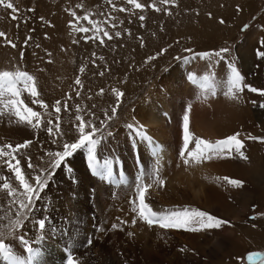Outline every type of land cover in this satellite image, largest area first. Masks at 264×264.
<instances>
[{
	"label": "rangeland",
	"instance_id": "1",
	"mask_svg": "<svg viewBox=\"0 0 264 264\" xmlns=\"http://www.w3.org/2000/svg\"><path fill=\"white\" fill-rule=\"evenodd\" d=\"M12 2L19 9L18 18L11 19V10L0 6V31L5 32L7 38L17 47H10L4 38H0V69H10L19 65L29 72L35 71L36 74H42L43 71L38 72L37 69L43 68L45 71L49 66V68L62 70L69 79H59L60 83L62 82L61 86L66 87L57 95L48 93L49 88L46 82L43 81L45 84L42 87L38 84L39 99L48 104L47 111L37 104H32L31 98L24 94L25 103H28L33 110L39 111L44 122L40 128L35 129L37 137L34 139V146L32 144L30 150H26L21 155L22 158H19L24 168L25 165L27 168L29 156L37 169L44 168L49 160L46 152L60 150L59 142L53 144L52 138L44 131L49 119L55 122L57 115L53 109L55 100L61 101L59 115L64 140L72 141L76 137L74 128V125L78 123L75 119L76 115H82L85 121L91 118L93 123L99 126V120L104 118V111L108 110L111 114L110 110L116 103L113 89H118L124 93V96L117 117L111 122L110 128L114 134H123L124 124L129 123L131 111L145 100L153 91L152 89L163 86L159 85L163 74L177 72L181 75L179 82H186L189 90L186 94V104L193 103L195 106V111L188 113L189 131L192 134L189 149L195 148L196 137L212 142L217 140L196 131L191 120L193 113L205 106L208 109L212 103L234 102L239 106L252 108L254 118L253 121L240 124L234 131V133H240V139L245 144L243 151L249 159L245 161L235 153L231 158L234 162L248 166L252 173L250 176H253L255 172L259 173L258 169L264 170V167L258 168L255 162L257 157H264V142L248 138L249 136L264 137V125L261 123L264 122V109L259 107L264 103V96L247 89L241 94L239 101L224 95L227 90L226 80L230 73L229 62H234L245 76V83L264 89V58L257 55L258 50L264 51V46L260 44V41L264 40V0H174V3L168 5H162L160 0H138L144 5L143 9H136L134 5L127 4L126 0H113L117 9H127L124 12L114 10L107 0H12ZM153 3L161 11H155L149 6ZM77 4L82 5V8H76ZM29 9L35 11H29ZM71 11H75L78 16L91 14V19L99 22V27L113 35L116 31H120L122 36L114 37L111 41L105 38L103 45L98 40L85 42L84 35L94 36L95 30L87 21L81 20L79 23L92 31L87 34L73 31L69 27V21L73 19L70 15ZM141 15L145 16L144 21H140ZM109 16L114 18L111 23L116 24L115 28H112L110 23L104 22ZM40 17H44V20L41 21ZM221 19L224 20L223 24L220 23ZM245 25H248L247 29L242 30ZM126 29L131 31L130 36ZM45 33L48 38H45ZM27 36H31L32 39L25 45L24 40ZM141 37L143 46H141ZM221 47H228L230 52L220 63L209 62L199 57L194 58L196 52L214 51ZM163 48H168V51L157 56ZM186 48H191L193 52H185ZM45 50L52 53L51 57L46 56ZM21 51L25 53L23 59L20 57ZM93 53L95 56L92 55ZM150 56H157V58L149 61ZM48 59H51L52 63H47ZM81 67L85 69L83 73L79 71ZM102 71L103 76L100 75ZM205 75H209L208 81L204 80ZM77 77L80 78L82 87L74 83ZM38 82L40 83L39 80ZM213 83L216 85L214 96L210 94L213 91ZM46 85L47 89L43 88ZM201 85H206L207 91L202 89ZM101 89L103 94H100ZM162 89L164 90V87L160 90ZM178 89L175 93H178ZM76 91H79V96L76 95ZM68 93L72 96L70 100H67ZM203 95H207L208 98L204 99ZM65 100L68 103V111L63 108ZM252 101H256V104ZM76 105H80L79 113L76 111ZM196 106L199 107L196 108ZM3 159L0 161L3 162ZM3 168L7 172L6 167L3 166ZM27 170L31 179L35 172L29 168ZM241 180L245 181L242 188H235L229 184L232 190L237 192L233 201L235 217L230 220L233 227L227 228L224 225L220 229L200 233H207L210 240L218 237L223 240V237L229 234L228 229L234 230L233 235L231 234L232 247H223L211 258L191 250L187 251L188 254H196L197 258L201 257L206 264H226L231 259H234L233 264H250L247 259L250 252L264 253V215H262L264 214V175L254 179L241 178ZM10 182L13 187L19 188L15 179H10ZM16 210V205L9 208L4 192H0V217L7 212L14 218ZM213 215L225 220L230 219L222 214ZM253 216L257 219L252 220ZM5 223L7 221L0 220V226ZM253 224L256 226L253 227ZM23 231H25V222L23 228L19 229L15 235H24ZM13 239L8 237L6 243L10 244L16 253L25 255L26 252L21 244H15L20 242ZM227 253H230L228 258Z\"/></svg>",
	"mask_w": 264,
	"mask_h": 264
},
{
	"label": "bare ground",
	"instance_id": "2",
	"mask_svg": "<svg viewBox=\"0 0 264 264\" xmlns=\"http://www.w3.org/2000/svg\"><path fill=\"white\" fill-rule=\"evenodd\" d=\"M34 72L30 73L37 77L41 87L44 82L47 83L48 87L46 85L43 88H49L48 93L57 95L66 87L61 86L60 81L66 78L67 74L60 69L48 66L42 74ZM179 76L181 75L177 72L163 74L159 85H163L161 87H164V90H160L161 87L152 89L145 100L131 111L129 123L135 120L144 124L148 134L155 141L154 145L140 141L134 150L130 143L131 130L125 123L123 134H114L103 140V144L97 149L98 160L101 163L104 159L112 160L115 179H126V184H106L99 177L92 175L86 150H78L56 171L48 187L41 193V199L36 201L35 210L30 219L25 221V231L22 232L26 239L33 242V247L43 253L38 264H64L66 248L72 249L80 264H206L201 257L197 258L196 254L191 255L187 251L191 250L211 258L223 247H232L234 230L228 229L229 234L224 235L223 240L219 237L210 240L207 233L162 229L157 225L150 227L131 211L130 200L136 195L135 185L139 183L141 169L146 183L152 182L154 169L157 168L160 178L165 181L162 187L150 188L146 197V202L154 211L195 208L212 215L222 214L230 218L228 221L235 217L233 201L237 192L233 191L226 181L215 178L226 176L233 179H254L264 175V170L258 169L259 173L255 172L250 176L252 173L248 166L234 162L232 158H213L201 164L189 165L182 162L179 151L181 146L183 147V116L188 115L189 104L190 112L195 111V106L193 103L186 104V94L189 90L186 82H179ZM177 89L178 93H175ZM253 112L252 108L239 106L234 102L212 103L208 109L206 106L200 108L193 113V118L192 115L190 117L199 134L219 139L233 134L240 124L253 121ZM261 123L264 125V122ZM36 137L35 129L18 123L15 119L10 120L7 116H0V144L15 145L25 140H32L34 143ZM35 147L37 148V145ZM30 148L25 151L22 149L18 158ZM255 162L258 168L264 167V157H257ZM3 166L0 161V175L5 174L10 176V179H15ZM21 167L29 177V170L26 165L24 168L22 161ZM69 168L71 171H68ZM45 216L49 218L50 223L41 233L32 223V219L38 220ZM116 217L129 221L122 226L123 230L110 227L118 222ZM133 219L137 221L135 225L131 224ZM225 226L233 227V223L230 221V225ZM100 227L105 230L99 231ZM128 232L135 235L129 237ZM41 235L43 240L35 243ZM88 238L93 241L90 246L87 245ZM230 253H227V258ZM26 254L20 255L27 256ZM233 262L234 259H231L226 264ZM0 264L5 262L0 260Z\"/></svg>",
	"mask_w": 264,
	"mask_h": 264
},
{
	"label": "snow or ice",
	"instance_id": "3",
	"mask_svg": "<svg viewBox=\"0 0 264 264\" xmlns=\"http://www.w3.org/2000/svg\"><path fill=\"white\" fill-rule=\"evenodd\" d=\"M108 4L114 10L119 12L127 11L126 8H118L113 0H107ZM127 4L134 5L136 9H143L144 5L139 3L138 0H126ZM162 5H168L174 3V0H160ZM0 6L5 9L11 10V19L16 20L18 18L17 14L19 9L14 5L12 0H0ZM155 11H161L155 3L149 5ZM76 8H82V5L77 4ZM239 10V8H238ZM29 11H35L34 9H29ZM171 15L170 12H168ZM70 15L73 17L69 21V27L73 31L79 32L82 34H87L92 29L81 25L79 22L81 20L87 21L93 26L96 35L89 36L84 35L83 39L85 42L89 40H98L101 45L105 43V38L109 41L113 40L114 37L119 38L122 36L120 31H116L113 34H110L109 31L105 30L102 27H99V22L91 19V14L78 16L75 11H71ZM41 21L44 20V17H40ZM114 18L109 16V18L104 21L105 23H110L112 28L116 27L115 23H111ZM140 21L145 20V16L141 15L139 17ZM50 23V22H49ZM123 23L122 21L120 22ZM220 23L223 24L224 20L221 19ZM143 27V24H141ZM248 25L244 26L246 30ZM34 31V30H33ZM130 36L131 31L125 30ZM102 33V35H100ZM0 38H4L7 44L16 48L17 45L10 39L7 38V34L3 31H0ZM45 38L47 34L45 33ZM32 39L31 36L25 37L24 43H27ZM141 46H143V38L141 37ZM73 43H78V41H73ZM261 46H264V40L260 41ZM40 47V45H37ZM168 51V48H163L157 56L163 55ZM185 52H193L191 48H186ZM230 52L228 47H221L219 50L214 51H204L194 53V58L199 57L209 62L220 63L226 59L227 54ZM46 56L51 57L52 53L45 50ZM24 51L20 52L21 59L24 58ZM95 56V53L92 54ZM257 55L261 58H264V51L257 52ZM157 56H150L148 60H155ZM103 59V57H100ZM177 59H180L177 57ZM47 63H52L51 59L46 61ZM95 64V61H93ZM228 69L230 73L226 80L227 90L224 92V95L229 97L234 101H239L241 99V94L247 89L252 93H258L261 96H264V89L253 87L251 84L245 83V76L240 72L238 67L234 62H229ZM38 71H44L43 68H38ZM84 67L79 69L80 73L84 72ZM210 71V69H206ZM100 75L103 76L104 72H100ZM215 75L214 73L212 74ZM210 79L209 75L204 76V80L208 81ZM74 83L82 87L81 80L77 77ZM202 89L207 91L206 85H201ZM213 91L211 95H216V85H212ZM113 92L116 95V103L111 108L110 113L108 110L104 111V118L99 120V126L96 123H93L92 119L85 121L82 115H76L75 119L78 121L74 125L76 130V137L72 141L64 140V133L61 131L60 124V115L61 112V101L59 99L55 100L53 103V109L57 114L55 117V122L49 119L44 131L52 138V143L56 144L59 142L60 150L59 151H49L46 152V156L49 158L48 164L44 168L37 170V166L31 162V157H27L28 163L27 168L32 169L35 172V175L31 176L29 179L28 176L24 173L21 167V160L18 158L22 149H28L33 141L25 140L22 143H4L0 144V159H3L4 166L14 175L15 180L18 182L19 188L12 186L10 178L8 176L0 175V192H4L6 197V202L9 208L12 205L17 206L15 212V217H11L7 212L3 217H0V220H5L7 223L0 226V260L4 261L5 264H38L40 257L43 255L40 249L33 247V242H30L26 239L25 235L16 236L15 233L23 228L24 222L28 221L31 217V213L35 210L36 201L41 199V193L45 191L48 187L49 182L52 177L56 174L58 169H61L68 160L72 157L74 153L78 150H86L88 166L91 169L92 175L99 177L102 181L107 180L112 184H121L127 183L126 179L116 180L113 173L112 164L113 161L109 159H104L103 163L100 162L97 158V149L101 145L103 140H106L109 137H112L114 133L110 128L111 122L116 119L117 113L122 103V97L124 93L118 89H113ZM24 94H27L31 98L32 104H37L45 111L48 109V104L43 100L39 99L40 90L38 86L37 77L30 73L27 70L22 69L19 65L13 66L10 69H0V116H7L9 119H15L16 122L29 126L32 129L40 128L43 125V120L41 113L39 111L33 110L28 103H25ZM79 91H76V95L79 96ZM100 94H103V89L100 90ZM67 100L72 98L71 93L66 94ZM200 98V97H198ZM204 99H207V95H203ZM65 100L63 108L65 111H68V103ZM253 104H256V101H252ZM95 107V105H93ZM260 108L264 109V103L259 105ZM76 111L79 113L81 111L80 105H76ZM187 111H191V105H188ZM94 116V114H91ZM126 127L131 130L132 139L130 141L132 148L135 150L140 141L147 142L149 145H154L155 141L151 135L148 134L146 126L139 123L138 121H133L132 123H127ZM183 147L179 151V157L185 165L189 164H201L204 161H211L213 158H231L232 154L235 153L239 158L247 161L249 157L245 154L243 149L245 148L244 141L240 139V133L236 132L231 135H228L222 139H217L214 142L201 139L199 137L195 138V148L189 149V144L192 142V134L189 131V115L185 114L183 116ZM136 138H139L138 140ZM251 140H260L264 142V137L249 136ZM155 153V148H153ZM43 159V157H41ZM139 159V158H138ZM68 171H71L69 168ZM123 177V173H121ZM154 179L151 183H146L144 181L143 170L141 169V175L138 178L139 183L135 185V197L130 200L131 211L138 215V218L146 223L148 226L157 225L162 229H184L193 233L220 229L224 225H230V221L219 218L215 215L208 213L207 211H202L199 209H188L184 208L182 210H159L154 211L152 206L146 202V197L148 195L149 189L153 186L162 187L165 184V181L160 178L159 170L154 169L153 172ZM216 180L227 181L228 184L232 185L235 188H242L245 184V181L241 179H232L229 177H216ZM264 215V214H262ZM252 220L257 219L256 216L251 217ZM117 223L111 224L112 229L123 230V225L129 223L127 220H122L120 217H116ZM136 219L131 221V224H136ZM32 223L38 227V230L43 233L46 229L47 224L50 223L47 216L40 219H32ZM256 225L253 224V227ZM55 231V229H52ZM99 231L103 232L105 229L100 227ZM129 237L135 235L133 232H128ZM12 237L17 239L21 246L24 248V251L27 253V256L17 254L13 247L6 243V239ZM43 240V235L39 236L35 243H39ZM92 239L88 238L87 245L92 244ZM67 256L64 261V264H80L79 258L74 256V253L71 248L65 249ZM184 251V249H181ZM242 259V258H238ZM247 259L250 264H264V253L250 252L247 255Z\"/></svg>",
	"mask_w": 264,
	"mask_h": 264
}]
</instances>
